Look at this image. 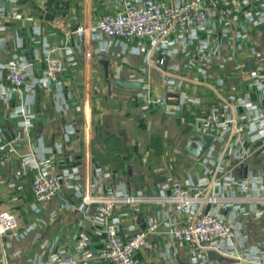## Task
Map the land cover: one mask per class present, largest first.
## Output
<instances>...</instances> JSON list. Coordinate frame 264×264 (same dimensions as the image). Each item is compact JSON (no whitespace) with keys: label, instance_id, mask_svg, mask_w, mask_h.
Listing matches in <instances>:
<instances>
[{"label":"crops","instance_id":"0c3cea01","mask_svg":"<svg viewBox=\"0 0 264 264\" xmlns=\"http://www.w3.org/2000/svg\"><path fill=\"white\" fill-rule=\"evenodd\" d=\"M15 3L25 18H9L0 29V209L15 212L19 227L0 240V264H47L61 247L82 256L84 252L78 248L82 233L90 236L88 250L94 253L82 264H115L99 256L105 244L102 226L94 205L80 207V193L100 196L107 190L124 189L132 195L141 194L144 198L124 202L115 212L127 235L145 228L151 220L186 219L187 214L177 212L170 200L155 194V186L163 193L169 177L182 182L220 178L222 187L215 190L227 204L220 212L239 229L234 243L239 251L233 253L226 244L228 250H217L223 257L208 252L206 261L194 262L189 244L175 242L165 233H154L135 252L138 264H264V215L257 214L260 204L256 193L242 191L224 177L232 174L244 179L252 174L253 178L264 179L262 141L253 140L245 132L242 147H232L231 133L218 132L200 158L185 150L196 117L214 107L223 116L244 113L246 107L240 98L254 105L264 102V86L254 82L258 59L264 56V27L252 28L243 48L236 43L225 44L224 55H233L225 65L218 60L205 65L197 62L207 69L203 76L187 67L189 57L183 52L168 56L163 67L157 63L161 52L154 50L149 57L146 43L140 47L138 42L127 47L121 42L107 43L96 25L105 12L117 10L114 1ZM0 4L7 12L13 7L11 0H0ZM79 26L85 27L83 33L77 30ZM54 43L61 47L57 54H65L67 59L71 50L75 60H67V69L56 79L36 82L45 69L43 51ZM253 48L256 53L247 56ZM13 53L28 58L34 73L29 85L10 97L2 91L6 84L3 65ZM170 77H185L187 84L171 92ZM115 79L142 81L143 86L126 88ZM147 90L173 100L182 94L198 100L188 101L182 110L168 114L163 106L146 107ZM19 105L36 114L31 134L20 135V118L15 115ZM38 115L42 116L41 129ZM3 145L13 147L9 157L3 155ZM243 149L246 156L237 157ZM30 154L50 162L58 172L70 168L75 174L70 185L64 184L46 203L35 201L32 180L36 171L23 162ZM205 159L217 174L205 173ZM236 204L245 213L236 209ZM244 254L249 256L243 258Z\"/></svg>","mask_w":264,"mask_h":264},{"label":"built area","instance_id":"2783aa9c","mask_svg":"<svg viewBox=\"0 0 264 264\" xmlns=\"http://www.w3.org/2000/svg\"><path fill=\"white\" fill-rule=\"evenodd\" d=\"M117 5L114 12H105L97 21L96 30L107 43L121 42L128 45L138 42L139 47L146 43L148 55L154 50L161 52V58L157 63H163V55H174L179 52L189 57L187 67L196 69L203 76L207 75V69L203 65L209 62L220 61L225 65L233 55H224V45L236 43L240 48L250 39V31L254 27H264V0H110ZM12 8L7 10L0 4V29L5 27L9 18L24 19L22 9L11 0ZM85 27L79 26L78 31L84 32ZM143 47V46H142ZM60 45L54 43L46 45L42 57L45 61V69L36 82L42 83L56 79L67 69V60L74 62L71 50L69 57L65 54H57ZM145 48V46L143 47ZM255 49L247 51V56L252 57ZM259 64L254 72V82L264 86V56L258 59ZM30 60L13 53L11 58L3 66L6 68V84L2 91L12 96L19 93L30 83L33 75ZM142 72L146 69L143 67ZM143 78V76H142ZM144 80V79H142ZM169 90L176 91L187 84V79L170 77L167 79ZM33 84V83H32ZM146 107L163 106L168 114L176 113L184 107L188 101L198 99L189 98L182 94L180 99L173 100L168 95L155 96L147 90L144 94ZM246 107L244 113L223 116L214 107L208 112L195 118L194 127L197 131L212 132L216 135L230 132L233 136L232 147H242L244 140L242 135L247 132L253 140L259 139L264 145V102L254 105L248 99H238ZM15 115L20 118V124L25 129L34 127L36 114L25 106L19 105ZM216 139V138H215ZM2 153L9 157L13 147L3 145ZM245 149L237 154L244 158ZM202 161L205 173H216ZM23 162L36 171L32 180V188L37 203H46L61 191L64 184L71 182L75 174L70 168L56 171L48 161L37 160L32 154L27 155ZM229 183H237L242 191L256 193L258 202L257 214L264 215V179L262 177H250L238 179L232 174H225ZM206 177L199 181L187 179L178 181L169 177L164 185L160 199L170 200L177 212H184L187 217L184 221L165 218L164 220H151L145 228L130 231L123 239L120 217L115 215L117 208L124 202H134L144 197L141 194L132 195L124 189L107 190L100 196H93L89 192L80 193V207L88 209L94 205L95 215L102 226L105 236V244L99 251L101 258L115 264H138L135 252L142 249L149 237L154 233H165L175 242L189 244L193 250V261H206L210 249L219 251L228 250L230 245L234 252L239 251L235 247V240L239 235L237 225L227 219L220 210L227 206L220 198V191L216 186L222 187L219 177L211 181ZM72 185V183H71ZM209 205L206 212L204 207ZM236 204V209H245ZM19 227V219L10 209H0V240L8 230H16ZM133 228H131L132 230ZM90 236L82 233L78 242V248L82 256L67 252L66 247L58 248L47 264H82L85 258L94 253L88 250ZM246 254V253H245ZM244 254V255H245ZM250 254V253H249ZM242 258V254H238ZM248 254L243 256L246 258Z\"/></svg>","mask_w":264,"mask_h":264},{"label":"water","instance_id":"95a60500","mask_svg":"<svg viewBox=\"0 0 264 264\" xmlns=\"http://www.w3.org/2000/svg\"><path fill=\"white\" fill-rule=\"evenodd\" d=\"M163 63L162 66L166 67L167 62H168V56L167 55H163ZM115 82L122 86V87H126V88H141L143 86V82L142 81H136V80H127V79H115ZM37 121L39 122L38 127L41 129L42 128V116L38 115L37 116ZM18 130L20 131V135H24L25 133H32L33 131V127H29L27 129H25L23 126H19ZM216 135L212 132H205V131H197V130H193L190 133L189 139L187 140L186 144H185V150L192 155L195 158H200L209 148L210 146L213 144V142L215 141ZM155 190V194L156 196L160 195V191L157 188V186H155L154 188ZM209 210V205L206 207V212H208ZM12 232V230H8L7 233ZM120 234L122 236V238H125V234L124 231L121 230ZM209 253L212 255H215L218 258L223 257V255L217 251L216 249H210Z\"/></svg>","mask_w":264,"mask_h":264},{"label":"rangeland","instance_id":"374dc122","mask_svg":"<svg viewBox=\"0 0 264 264\" xmlns=\"http://www.w3.org/2000/svg\"><path fill=\"white\" fill-rule=\"evenodd\" d=\"M167 160L169 161V158Z\"/></svg>","mask_w":264,"mask_h":264}]
</instances>
